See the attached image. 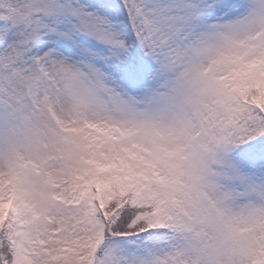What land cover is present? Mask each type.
<instances>
[{
	"label": "snow or ice",
	"instance_id": "1",
	"mask_svg": "<svg viewBox=\"0 0 264 264\" xmlns=\"http://www.w3.org/2000/svg\"><path fill=\"white\" fill-rule=\"evenodd\" d=\"M0 264H264V0H0Z\"/></svg>",
	"mask_w": 264,
	"mask_h": 264
}]
</instances>
